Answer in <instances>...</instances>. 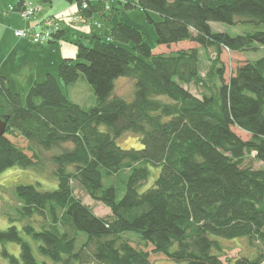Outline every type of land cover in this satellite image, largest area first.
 I'll list each match as a JSON object with an SVG mask.
<instances>
[{"label": "trees", "instance_id": "16d2710c", "mask_svg": "<svg viewBox=\"0 0 264 264\" xmlns=\"http://www.w3.org/2000/svg\"><path fill=\"white\" fill-rule=\"evenodd\" d=\"M76 1L79 8L87 3L80 10L87 17L111 8L106 0ZM136 3L153 23L157 45L190 41L198 47L155 54L126 20L105 34L85 35L75 42V57L60 61L57 75L65 87L84 76L94 95L87 108L69 100L50 72L30 85L24 100L0 76V117L8 118L0 136V173L11 166L43 170L49 161L57 180L54 190L19 184L9 192L14 213H7L10 225L0 229V243L19 244L23 264H48L37 261L20 236L18 217L39 252L61 264H148L149 253L133 246L123 236L127 231L138 233L154 253L186 264H221V246L210 236L246 238L262 247L233 264H264V57L240 64L227 80L220 61L222 49L264 47V0ZM148 11L159 19L151 20ZM240 19L256 29L231 36L209 25ZM200 49L214 51L204 75ZM120 76L134 82L131 100L113 93ZM190 83L202 88L199 97L185 87ZM234 126L249 138L241 139ZM125 132L139 135L141 148H121L117 140ZM16 136L26 148L11 140ZM43 151L53 153L45 158ZM247 157L260 166L246 164ZM148 164L160 171L154 185L139 192ZM121 170L128 177L117 199L116 187L103 178ZM74 182L110 215L95 214L76 197ZM79 232L87 238L76 248ZM2 254L17 262L6 250Z\"/></svg>", "mask_w": 264, "mask_h": 264}, {"label": "rangeland", "instance_id": "374dc122", "mask_svg": "<svg viewBox=\"0 0 264 264\" xmlns=\"http://www.w3.org/2000/svg\"><path fill=\"white\" fill-rule=\"evenodd\" d=\"M68 3L69 0H51V2L47 3V5H50L51 10L55 12L59 10L63 5H67ZM108 3L113 7V10L111 12L112 20L110 19L109 21V19L105 17L106 15H109V10L105 11V16L102 15V12H95L93 14L92 19L102 26L100 29H97L96 23L92 22L95 24L93 25L94 30H101L102 33L105 34L108 31L111 23H115L119 20H126L139 28L146 42L151 46L152 52L155 54L170 55L178 49L198 47V44L190 41H180L171 43L170 45H157L155 43L156 36L153 23L147 19L146 13L137 5L136 0H109ZM125 3H130L131 6H125ZM147 13L151 20L157 21L159 19V16L155 12L148 11ZM70 17L71 14L70 16H65V18L63 17L61 27L66 29V31L62 37H52L49 41H46L51 42L50 45L40 47L41 43L46 42L34 44V42H32L29 37H25L28 39H21L20 41L24 44V46H22V48L20 46L16 48L17 50L19 49L21 51L20 54L15 52V50H11V48L15 47L13 46V42L17 38V36L15 35V30L18 29H16L15 27L20 26L23 20L19 19L17 15H13L10 26H4L2 23H0V30H6V36L3 39L4 44H0V62L2 63V58L6 59V61L3 62L1 69L4 73L8 74V77H10L12 82L13 90L20 93L23 97V100L28 88L24 85L22 74H26L32 79L41 81L43 79V69H48L49 72H51L57 77L60 85L63 87V92L69 100L79 104L83 108H87L94 103V95L92 89L84 78V76H80L75 83L65 87L57 75V63L59 61L60 48L62 46L69 45L75 46L76 42V39H73V35L74 30H76L74 26L77 25L75 24L77 22L73 23L70 20ZM81 17L84 16L81 15ZM237 21L238 22L232 25L223 22L211 21L209 25L213 32H226L231 36L243 34L256 29L251 24L245 23L241 19ZM262 28L263 27H259V29ZM25 29L28 30L30 28ZM11 45L12 47H9ZM124 46L131 50V44H125ZM255 46L256 49L251 50L249 52H232L226 49H222L220 53V61L224 68L225 80H227L234 73L236 67L240 64L244 62H252L261 57H264V47L260 45ZM7 48H10V51ZM213 55V49H200V71L202 75H204V73L206 72L209 65V59ZM185 87L193 95L198 97L200 96L202 91V88L200 86L190 83ZM133 90L134 82L132 79L120 76L114 80L113 93L115 95H118L126 100H131L133 96ZM1 118L4 119V117ZM100 129L103 130L105 129V127L100 126ZM232 130L243 140L248 139L250 136L247 132L236 126L232 127ZM11 140L17 143L18 145L26 148L27 142L20 136L12 137ZM117 143L121 148L125 149L141 148L140 136L131 132H125L120 138H118ZM52 153L53 151H43V153L41 154L45 158H49ZM245 163L253 166L254 168L260 166V163L258 161L252 160L250 157L246 158ZM53 167L54 165L52 163H50L49 161H45L43 170L34 169L33 167L21 168L18 166H11L0 173L1 230L7 229L10 225L7 213H14L12 202L15 203V200L8 195L9 192L11 195L13 193V188L19 184H31L34 185L38 190L56 189L57 180L51 173ZM147 167L149 169V176L146 180L142 181L138 185L139 192H143L148 188L152 187L160 171V167L158 166H152L148 164ZM127 177L128 171L121 170L119 173H117V175H112L108 177L105 176L103 178V183L105 185H114L117 189V199H119L124 192ZM72 186L76 197H78L84 204L91 207L95 214L101 217H106L110 215V210L108 207L104 206L102 203L96 200H93L77 183L74 182ZM14 224L20 231V236L30 244L32 253L37 261L46 262L48 264H61L54 262L48 256L43 255L39 252L38 242L21 229V220L18 217L15 218ZM123 236L130 239L131 244L136 248L142 249L149 253L148 264H186L184 262H176L174 260H171L162 253H154L152 251V245L145 244L144 242H142L139 239L138 233H136L135 231H127L123 233ZM210 237L219 241L221 251L218 253L220 254L219 259L221 260V264H233V261L241 256L253 257L262 247L256 242L249 243L246 238L223 239L217 238L215 236ZM86 238L87 236L83 232H79V235L76 239V248H78L81 244V241L86 240ZM3 249L15 258H17V262L11 263L8 258L4 257L2 254ZM0 264H23V262L20 260L19 244L11 241L0 243ZM72 264L98 263L74 262Z\"/></svg>", "mask_w": 264, "mask_h": 264}, {"label": "crops", "instance_id": "0c3cea01", "mask_svg": "<svg viewBox=\"0 0 264 264\" xmlns=\"http://www.w3.org/2000/svg\"><path fill=\"white\" fill-rule=\"evenodd\" d=\"M43 1H45V2H43ZM89 1L92 4H94V3H96L97 0H89ZM19 2H20V4H19ZM50 2H51V0H0V23H2L4 26H10L11 25V19H12L13 15H17L19 17V19H21L20 16L18 15V13H17V9H19L20 7H22V6H24L25 4H28V3H30L33 6H36L38 9L34 12L32 17L27 18V19H21L23 21H22L20 26L15 27L16 29H19V28H21V29L22 28L23 29L32 28L35 25H38L39 23H41L42 20H44L47 17L59 15L62 18L63 17L65 18V16H70V14L73 15L79 10V6H78L77 1L69 0V3L67 5H63L59 10L54 12L53 10H51L50 5H47V3H50ZM9 6H14L16 9L14 11H9V9H8ZM110 6H111V8L109 10L110 11L109 15H106V13H105L106 10H104V12H102V15L103 16L106 15L105 17H107L109 19V21H110V19L112 20L111 12L113 10L112 5H110ZM92 18H93V15H91L89 17L84 16L81 19L75 21V22H77V23H75L77 25L74 24L75 25L74 28H76V30H74L73 39H76V41H77L79 39H83L85 37V35H88L90 33H102L101 30L97 31V30L93 29V25H95L94 23H96V28L97 29H100L102 25L97 23ZM92 22H94V23H92ZM113 23H111V25ZM61 31H60L58 37H62L63 34L65 33L66 29H64L62 27ZM5 36H6V30L5 31L4 30H0V44H4L3 39H4ZM21 39H28V38H19V37H17L14 40V42H13V44H14L13 46H15V47H12V45L9 46V47H12L11 50H15V52H17L18 54H20L21 51L19 49L17 50L16 48H18L19 46L22 48V46H24V44L20 41ZM50 43L51 42L41 43L40 47L46 46V45H50ZM75 47L76 46H70L69 45V46H62L60 48L59 61L57 63V66H58V64L60 63V61L62 59H64V58H74L75 57V54H76V48ZM7 56H8V53H7ZM5 61H6V59L2 58V63L0 62V76L4 77L5 79H7L9 81V85H10L11 89L13 90L12 82H11L10 77H8V74L4 73L2 71V69H1V67L3 65V62H5ZM46 72H49V70L48 69H43V77H44V74ZM22 75H23L22 79H23L24 85L27 86V88H29L30 85L33 82L38 81L36 79H32L31 77H28L26 74H22ZM15 92H17V91H15Z\"/></svg>", "mask_w": 264, "mask_h": 264}, {"label": "built area", "instance_id": "2783aa9c", "mask_svg": "<svg viewBox=\"0 0 264 264\" xmlns=\"http://www.w3.org/2000/svg\"><path fill=\"white\" fill-rule=\"evenodd\" d=\"M86 6L87 3L83 2L81 4V9L85 8ZM8 9L9 11H14L16 8L14 6H9ZM37 9L38 8L36 6L25 4L24 6L17 9V13L19 14L21 19H27L32 17ZM80 18L81 15L79 13H76L70 17V20L74 22L79 20ZM62 21L63 18L59 15L48 17L42 20V22L38 25H35L28 30H15V35L19 38L29 37L34 43L46 42L49 41L52 37H55V35L59 32Z\"/></svg>", "mask_w": 264, "mask_h": 264}, {"label": "water", "instance_id": "95a60500", "mask_svg": "<svg viewBox=\"0 0 264 264\" xmlns=\"http://www.w3.org/2000/svg\"><path fill=\"white\" fill-rule=\"evenodd\" d=\"M7 117L4 119L0 117V136H2L6 130Z\"/></svg>", "mask_w": 264, "mask_h": 264}]
</instances>
